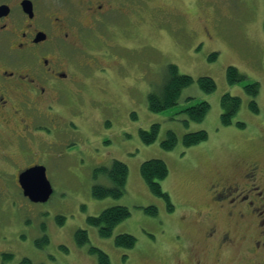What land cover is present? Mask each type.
Masks as SVG:
<instances>
[{"label":"rangeland","instance_id":"obj_1","mask_svg":"<svg viewBox=\"0 0 264 264\" xmlns=\"http://www.w3.org/2000/svg\"><path fill=\"white\" fill-rule=\"evenodd\" d=\"M81 1L87 0L53 4L46 0L57 8L68 6L72 14L79 13ZM96 2L106 7L114 4L117 11L112 23L101 28L102 41L98 39L94 47L76 40L87 56L76 58L80 69L72 93L60 104L61 95L55 102L67 118L58 132L67 143L51 148L47 142H35L37 154L32 148L27 153L41 155L36 160L26 159L17 142L2 148L12 161L0 170L13 173L8 180L0 177V264H21L26 258L32 264H99L90 246L104 250L111 264H264V249L251 250L264 238L263 217L253 213L247 220L230 218L229 206L223 210L214 203L218 184L243 182L247 189L245 174L255 166L257 186L264 191V0H94L95 6ZM83 22L90 25L88 15ZM215 53L217 59L211 60ZM170 64L196 82L182 91L176 106L154 113L149 95L160 92ZM230 67H236L244 80L230 85ZM202 76L216 81L214 93L200 88L197 80ZM253 83L259 84L255 98L259 113L250 109L253 98L245 88ZM226 94L242 100L229 126L222 123L221 102ZM203 101L211 106L207 117L186 124L188 117L182 111ZM15 104L25 107L19 100ZM31 106L43 110L48 105L38 99ZM156 123L161 125L159 138L147 145L140 131ZM7 125L14 126L13 121ZM170 130L180 141L167 151L161 142ZM199 130L208 132V140L185 148L183 136ZM53 140L51 136L48 141ZM151 159L163 160L169 167V176L161 184L174 212L151 193L141 175V165ZM114 160L129 167L125 193L119 199H96L95 185H111L97 170L110 167ZM36 161L47 168L54 187L52 198L44 204L30 202L13 177L15 169ZM262 200L255 198V207L264 205ZM112 206L128 207L131 217L115 228L112 237L102 238L88 218ZM150 206L159 209L156 216L145 211ZM59 217L65 218L64 223ZM215 227L217 237L208 239ZM80 229L87 230L90 239L83 247L76 240ZM123 233L137 239L135 248L115 245V238ZM5 254H13L14 259Z\"/></svg>","mask_w":264,"mask_h":264},{"label":"flooded vegetation","instance_id":"obj_2","mask_svg":"<svg viewBox=\"0 0 264 264\" xmlns=\"http://www.w3.org/2000/svg\"><path fill=\"white\" fill-rule=\"evenodd\" d=\"M53 1L55 0H52V4ZM52 4L48 5L46 0H0V169L12 161L9 151L6 150L5 153L2 148L9 149L13 142L18 143L26 159L33 157V160H36V156L41 157L36 155L39 144L47 142L53 148L67 143L58 134L61 126L66 124L67 118L55 102L61 95L60 104L66 94L72 93V86L77 81L80 69L76 58L78 55L87 56L83 46L77 47L76 40L82 45L89 43L92 47L98 39L102 41L101 28L112 23L110 19L113 18L111 16L115 10L114 4L106 7L104 3L96 2L95 6L94 0H87L80 2L79 13L72 14L68 6L57 8ZM81 5L85 6L84 9ZM118 11H122L121 8ZM85 15L90 18V25L84 24ZM38 99L47 102L48 106L43 110L31 106ZM15 100H19L25 107L14 106ZM11 121L14 126L9 128L7 124ZM19 124H22V128ZM73 127L77 128L76 125ZM51 136L54 140L49 142ZM37 141L40 143L36 144ZM32 142L34 147L30 146ZM29 148L35 149L36 154H28ZM37 165L42 164L36 161L28 164V168L15 169L13 177L16 178V184L20 185L21 173ZM10 173L13 172L0 170V177L8 180L6 177ZM244 179L249 185L247 189L242 186L243 182L234 185L229 182L218 184L214 203L223 210L229 206L227 213L230 218L236 215L239 219L247 220L253 213L257 214L263 217L260 221L262 225L264 205L255 207V198L264 201V191L257 186L258 167H251ZM20 188L22 189L21 185ZM218 233L215 227L208 233L207 238L214 239ZM46 237L48 238L47 235ZM224 239V243H228L229 235L225 234ZM255 244L251 250L258 253L264 249V238ZM91 247L94 246L89 247V252ZM5 255H12L14 259L13 254Z\"/></svg>","mask_w":264,"mask_h":264},{"label":"trees","instance_id":"obj_3","mask_svg":"<svg viewBox=\"0 0 264 264\" xmlns=\"http://www.w3.org/2000/svg\"><path fill=\"white\" fill-rule=\"evenodd\" d=\"M218 54H213L210 59H217ZM244 76L239 72L236 67H230L227 70V80L230 85H236L244 80ZM196 82V80L189 75L181 74L179 68L175 64L168 65L167 77L163 87L159 93H151L149 95V106L152 112L160 113L176 106L181 98L182 91L190 87ZM200 88L205 92L212 94L217 90L216 81L209 76H202L197 80ZM246 92L253 98L250 103V109L254 113H259V106L256 102L259 95V84L253 83L246 87ZM222 123L225 126H229L233 123L234 116L239 111L242 105V100L238 96L226 94L222 97ZM211 106L208 102L203 101L197 105L186 108L182 113H186L188 120H184L188 124L189 120L195 122H202L207 117ZM239 127L244 128V123H238ZM161 125L153 124L148 130H141L140 135L145 144H154L160 135ZM209 138V134L205 130H199L186 133L183 138V146L185 148H191L206 142ZM180 141L179 136L175 131H168L166 138L161 142L163 149L172 151L176 148ZM97 172H103L111 185H95L92 190L93 197L96 199L106 198H121L123 197L126 189V185L129 178V167L126 163L120 160H114L110 167H101ZM141 175L149 187V190L156 197L163 198L168 205L170 212L175 211L170 195L166 193L162 188V182L169 176V167L165 161L160 159H151L145 161L141 165ZM148 214L156 216L159 213V209L156 206H150L145 209ZM131 217V212L126 206H112L105 209L99 216H92L88 218L90 226L98 229V232L102 238H110L113 235L115 228ZM60 222L64 221V218L59 217ZM44 240L48 243V238ZM76 240L79 246H85L90 242L89 234L86 230H78L76 234ZM39 243V242H38ZM137 244V239L128 233H123L115 238V245L123 249H133ZM91 254L97 256L99 264H111L110 256L102 249L91 247ZM9 260L13 259L12 255H5ZM21 264H32L30 259H24Z\"/></svg>","mask_w":264,"mask_h":264},{"label":"water","instance_id":"obj_4","mask_svg":"<svg viewBox=\"0 0 264 264\" xmlns=\"http://www.w3.org/2000/svg\"><path fill=\"white\" fill-rule=\"evenodd\" d=\"M19 183L24 196L34 203H46L54 193V188L43 165L31 167L20 174Z\"/></svg>","mask_w":264,"mask_h":264}]
</instances>
